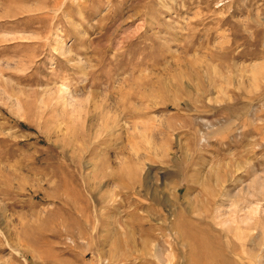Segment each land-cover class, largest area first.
<instances>
[{
  "label": "rangeland",
  "instance_id": "rangeland-1",
  "mask_svg": "<svg viewBox=\"0 0 264 264\" xmlns=\"http://www.w3.org/2000/svg\"><path fill=\"white\" fill-rule=\"evenodd\" d=\"M0 264H264V0H0Z\"/></svg>",
  "mask_w": 264,
  "mask_h": 264
},
{
  "label": "bare ground",
  "instance_id": "bare-ground-1",
  "mask_svg": "<svg viewBox=\"0 0 264 264\" xmlns=\"http://www.w3.org/2000/svg\"><path fill=\"white\" fill-rule=\"evenodd\" d=\"M195 255H197V254H195ZM202 255V254H201Z\"/></svg>",
  "mask_w": 264,
  "mask_h": 264
}]
</instances>
